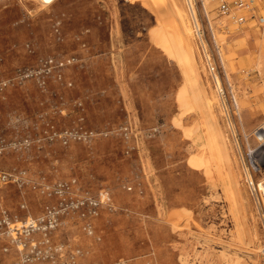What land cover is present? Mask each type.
<instances>
[{"label":"rangeland","instance_id":"obj_1","mask_svg":"<svg viewBox=\"0 0 264 264\" xmlns=\"http://www.w3.org/2000/svg\"><path fill=\"white\" fill-rule=\"evenodd\" d=\"M213 8L223 101L184 0H0V216H39L68 181L99 201L92 235L76 217L52 235L79 264H264V198L243 181L264 150V22ZM18 257L0 241V264Z\"/></svg>","mask_w":264,"mask_h":264},{"label":"built area","instance_id":"obj_2","mask_svg":"<svg viewBox=\"0 0 264 264\" xmlns=\"http://www.w3.org/2000/svg\"><path fill=\"white\" fill-rule=\"evenodd\" d=\"M184 2L190 16L191 30L198 45L202 65L205 71H208L213 88L223 101L227 95L225 86L221 82L213 56L207 48V32L211 36L214 35L211 19L209 18V12L212 10L208 9V4L213 3V9L217 12V15L229 18L237 27H241L250 21L262 25L264 17L258 14L252 0H184ZM43 63L47 65L45 68L50 70L53 59L45 60ZM63 65L64 63L58 61L54 63L56 68ZM36 73L40 72L36 71ZM31 75H33L32 71L22 70L21 77L27 78ZM56 76L60 78V74ZM228 85L229 83L226 80V86ZM253 137L256 141L264 143V120L254 129ZM247 157L248 165H244L243 172L244 184L249 194L256 201L259 202L260 199L263 203L264 180L261 178L257 180L256 175L264 170V150L249 148L247 149ZM43 193L48 197H56V202L47 204L43 212L37 217L30 216L25 220L13 221L4 209L1 210L0 241L9 239L11 247L15 250L17 256L19 255L15 264H34L37 261H46L51 264H79L78 257L81 251L79 249L68 251L64 244L55 243L52 235L68 218L76 217L81 220L82 217L87 215L90 218L93 217L97 213L96 209L99 201L86 196L83 198L71 197L75 193L72 191V183L68 181L45 186ZM84 205H86V208H84ZM81 224L80 227L87 234L92 235V226L85 224L84 221Z\"/></svg>","mask_w":264,"mask_h":264}]
</instances>
